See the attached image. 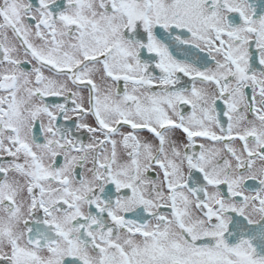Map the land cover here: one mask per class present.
<instances>
[{
	"label": "snow or ice",
	"instance_id": "obj_1",
	"mask_svg": "<svg viewBox=\"0 0 264 264\" xmlns=\"http://www.w3.org/2000/svg\"><path fill=\"white\" fill-rule=\"evenodd\" d=\"M0 264H264V0H0Z\"/></svg>",
	"mask_w": 264,
	"mask_h": 264
}]
</instances>
